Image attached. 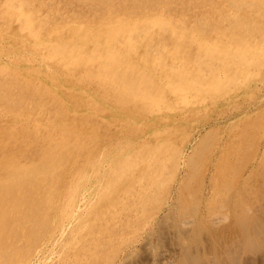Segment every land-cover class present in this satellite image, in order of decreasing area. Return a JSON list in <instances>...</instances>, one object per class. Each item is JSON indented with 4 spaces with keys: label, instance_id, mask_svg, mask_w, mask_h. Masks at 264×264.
<instances>
[{
    "label": "rangeland",
    "instance_id": "rangeland-1",
    "mask_svg": "<svg viewBox=\"0 0 264 264\" xmlns=\"http://www.w3.org/2000/svg\"><path fill=\"white\" fill-rule=\"evenodd\" d=\"M7 1L0 264H264V0Z\"/></svg>",
    "mask_w": 264,
    "mask_h": 264
},
{
    "label": "bare ground",
    "instance_id": "bare-ground-1",
    "mask_svg": "<svg viewBox=\"0 0 264 264\" xmlns=\"http://www.w3.org/2000/svg\"><path fill=\"white\" fill-rule=\"evenodd\" d=\"M6 1H7V0H6ZM15 1H16V0H15ZM22 1H23V0H22ZM75 1H76V0H75ZM105 1H106V0H105ZM32 2H33V1H31V3H32ZM34 2H35V1H34ZM6 3L8 4V1H7ZM11 3H12V2H11ZM24 3H25V2H24ZM48 3H49V2H48ZM50 3H51V2H50ZM50 3H49V4H50ZM106 3H107V2H106ZM239 3H240V1H239ZM250 3H251V2H250ZM4 4H5V3H4ZM9 4H10V3H9ZM51 4H52V3H51ZM97 4H98V3H97ZM137 4H138V3H137ZM246 4H247V3H246ZM259 4H261V2H260ZM259 4H258V5H259ZM263 4H264V3H263ZM25 5H26V4H25ZM35 5H36V3H35ZM35 5H34V7H35ZM228 5H229V4H228ZM238 5H240V4H238ZM238 5H237V6H238ZM255 5H256V3H255ZM5 6H6V5H5ZM16 6H17V5H16ZM43 6H44V5H43ZM49 6H50V5H49ZM106 6H107V5H106ZM252 6H253V5H252ZM263 6H264V5H263ZM1 7H2V5H1ZM8 7H9V6H8ZM8 7H7V8H8ZM12 7H13V6H12ZM17 7H19V6H17ZM97 7H98V6H97ZM228 7H229V6H228ZM247 7H248V6H247ZM3 8H4V6H3ZM13 8H14V7H13ZM42 8H43V7H42ZM211 8H212V7H211ZM249 8H251V7H249ZM249 8H247L248 11H249ZM259 8H260V7H259ZM101 9H102V8H101ZM103 9H104V7H103ZM107 9H108V8H107ZM224 9H225V8H224ZM240 9H241V7H240ZM253 9H254V8H253ZM15 10H17V9H15ZM76 10H77V9H76ZM105 10H106V9H105ZM228 10H229V9H228ZM233 10H234V9H233ZM242 10H243V9H242ZM260 10H261V9H260ZM39 11H40V10H39ZM56 11H57V10H56ZM72 11H73V10H72ZM113 11H114V10H113ZM217 11H218V10H217ZM237 11H238V10H237ZM32 12H33V11H32ZM64 12H65V11H64ZM234 12H235V11H234ZM252 12H253V11H252ZM256 12H257V11H256ZM256 12H255V13H256ZM35 13H36V12H35ZM38 13H39V12H38ZM50 13H51V12H50ZM219 13H220V12H219ZM237 13L241 14L240 11H238ZM242 13H243V11H242ZM250 13H251V12H250ZM260 13H261V12H260ZM3 14H4V13H3ZM5 14H6V12H5ZM8 14H9V13H8ZM27 14H28V13H27ZM73 14H74V13H73ZM251 14H253V13H251ZM16 15H18V14H16ZM242 15H243V14H242ZM244 15H246V12H245ZM254 15H255V14H254ZM6 16H7V15H6ZM33 16H34V15H33ZM224 16H227V15H224ZM228 16H229V15H228ZM235 16H236V15H235ZM251 16H252V15H250L249 17H251ZM262 16H263V14H262ZM0 17H1V16H0ZM39 17H40V16H39ZM46 17H47V15H46ZM72 17H73V16H72ZM132 17H133V16H132ZM214 17H215V16H214ZM220 17H221V16H220ZM259 17H260V16H259ZM15 18H16V17H15ZM40 18H41V17H40ZM40 18H39V19H40ZM52 18H53V17H52ZM75 18H76V17H75ZM112 18H113V16H112ZM153 18H154V17H153ZM168 18H169V17H168ZM168 18H167V19H168ZM234 18H235V17H234ZM236 18H237V17H236ZM7 19H8V18H7ZM53 19H54V18H53ZM117 19H118V18H117ZM170 19H171V18H170ZM227 19L229 20V18H227ZM3 20L5 21V18H4ZM16 20H17V19H16ZM19 20H20V19H19ZM40 20H41V19H40ZM44 20H45V19H44ZM51 20H52V19H51ZM71 20H72V19H71ZM140 20H141V19H140ZM156 20H157V19H156ZM218 20H219V19H218ZM218 20H217V21H218ZM7 21H8V20H7ZM10 21H11V20H10ZM10 21H9V22H10ZM22 21H23V20H22ZM45 21H46V20H45ZM52 21H53V20H52ZM68 21H69V20H68ZM74 21H75V20H74ZM116 21H117V20H116ZM120 21H121V20H120ZM120 21H119V22H120ZM145 21H146V19H145ZM161 21H162V20H161ZM167 21H168V20H167ZM213 21H214V20H213ZM215 21H216V19H215ZM13 22H14V21H13ZM13 22H12V23H13ZM19 22H20V21H19ZM38 22H39V21H38ZM109 22H111V21H109ZM112 22H113V21H112ZM131 22H133V21H131ZM134 22L136 23V21H134ZM138 22H139V21H138ZM148 22H149V19H148ZM158 22H159V21H158ZM203 22H204V21H203ZM7 23H8V22H7ZM50 23H51V22H50ZM52 23H53V22H52ZM69 23H70V21H69ZM120 23H121V22H120ZM127 23H129V20L127 21ZM167 23H168V22H167ZM171 23H172V22H171ZM171 23H170V24H171ZM199 23H200V22H199ZM21 24H22V23H21ZM45 24H46V23H45ZM45 24H44V25H45ZM62 24H63V23H62ZM137 24H138V23H137ZM164 24H166V23H164ZM197 24H198V23H197ZM205 24H207V22H205ZM213 24H214V23H213ZM3 25H4V24H3ZM10 25L12 26V24H10ZM32 25H33V24H32ZM39 25H40V24H39ZM58 25H59V24H58ZM70 25H71V24H70ZM85 25H86V24H85ZM117 25H119V24H117ZM124 25H126V24L124 23L123 26H124ZM127 25H128V24H127ZM127 25H126V27H127ZM130 25H131V24H130ZM130 25H128V26H130ZM223 25H224V24H223ZM40 26H41V25H40ZM59 26H60V25H59ZM62 26H64V25H62ZM73 26H74V25H73ZM83 26H84V25H83ZM83 26H82V27H83ZM89 26H90V25H89ZM121 26H122V25H120L119 27H121ZM154 26H155V25H154ZM211 26H212V25H211ZM7 27H8V26H7ZM74 27H75V26H74ZM77 27H78V26H77ZM82 27H81V28H82ZM87 27H88V26H87ZM92 27H93V26H92ZM96 27H97V26H96ZM100 27H101V30H102V26H100ZM103 27H104V26H103ZM119 27H118V29H119ZM126 27H125V28H126ZM137 27H138V26H137ZM191 27H192V26H191ZM201 27H202V26H201ZM206 27L208 28L207 25H206ZM8 28H9V27H8ZM25 28H27V26H26ZM51 28H52V27H51ZM54 28H55V27H54ZM64 28H67V27L64 26ZM64 28H63V29H64ZM78 28H79V27H78ZM78 28H77V29H78ZM83 28H85V27H83ZM196 28H197V26H196ZM220 28H221V27H220ZM35 29H36V28H35ZM38 29H39V28H38ZM92 29H93V28H92ZM127 29H128V27H127ZM199 29H200V28H199ZM3 30H4V29H3ZM13 30H14V29H13ZM46 30H47V29H46ZM58 30H59V28H58ZM83 30H84V29H83ZM83 30L80 29V31L78 30L77 32H81V31L83 32ZM87 30H88V29H87ZM90 30H91V29H90ZM97 30H98V29H97ZM119 30H120V29H119ZM150 30H151V29H150ZM191 30H192V29H191ZM27 31H29V30H27ZM42 31H43V30H42ZM49 31H50V30H49ZM64 31H65V30H64ZM84 31H85V30H84ZM88 31H89V30H88ZM88 31H87V32H88ZM91 31H92V30H91ZM99 31H100V29H99ZM99 31H98V33H99ZM178 31H179V30H178ZM178 31H177V32H178ZM180 31H181V30H180ZM35 32H36V30H35ZM51 32H52V31H51ZM100 32H101V31H100ZM106 32H107V31H106ZM110 32H111V31H110ZM177 32H176V35H177ZM209 32H210V31H209ZM30 33H32L31 30L29 31L28 34H30ZM33 33H34V32H33ZM84 33H85V32H84ZM98 33H97V34H98ZM101 33H102V32H101ZM159 33H160V32H159ZM178 33H179V32H178ZM185 33H187V32L185 31ZM188 33H189V31H188ZM199 33H200V31H199ZM201 33H202V32H201ZM54 34H55V32H54ZM105 34H106V33H105ZM109 34H110V33H109ZM143 34H144V33H143ZM180 34H181V32H180ZM192 34H193V33H192ZM194 34H195V33H194ZM216 34H217V33H216ZM32 35H34V34H32ZM39 35H40V34H39ZM91 35H93V33H91ZM107 36H108V35H107ZM183 36H184V37H183ZM183 36H181V38L183 37V39H185V35H184V34H183ZM49 37H50V36H49ZM85 37H86V36H85ZM93 37H94V36H93ZM102 37H103V36H102ZM105 37H106V35H105ZM144 37H145V36H144ZM188 37H189V35H188ZM188 37H187V39H190V40L192 39L191 37H189V38H188ZM192 37H193V36H192ZM95 38H96V37H95ZM196 38H197V37H196ZM67 39H68V38H67ZM85 39H87V37H86ZM85 39H84V40H85ZM138 39H139V38H138ZM187 39H186V40H187ZM193 39H195V38H193ZM193 39H192V40H193ZM73 40H75V39H73ZM97 40H98V39H97ZM118 40H119V39H118ZM131 40H132V39H131ZM133 40H134V39H133ZM140 40H141V39H140ZM168 40H169V39H168ZM69 41H70V40H69ZM79 41H80V40H79ZM81 41H82V40H81ZM104 41H106V40L104 39ZM35 42H36V41H35ZM54 42H55V41H54ZM58 42H59V39H58ZM94 42H95V40H94ZM121 42H122V41H121ZM203 42H204V41H203ZM206 42H207V41H206ZM44 43L49 44V43H47V42H44ZM44 43H43V44H44ZM52 43H53V42H52ZM64 43H65V42H64ZM66 43H67V42H66ZM71 43H72V42H71ZM73 43H74V42H73ZM73 43H72V44H73ZM88 43H89V42H88ZM122 43H123V42H122ZM185 43H186V42H185ZM40 44H42V43H40ZM54 44L57 45L56 42H55ZM62 44H63V43H62ZM74 44H75V43H74ZM74 44H73V45H74ZM94 44L96 45V43H94ZM135 44H136V43H135ZM137 44H138V43H137ZM137 44H136V45H137ZM186 44H187V43H186ZM199 44H200V42L198 43V45H199ZM201 44H202V43H201ZM73 45L70 46V49H71V47H72ZM75 45H76V44H75ZM97 45H99L98 42H97ZM118 45H119V43H118ZM133 45H134V44H133ZM202 45H203V44H202ZM202 45H201V46H202ZM48 46H49V45H48ZM50 46H51V45H50ZM93 46H94V45H93ZM183 46H184V45H183ZM215 46H218V45L216 44ZM219 46H220V45H219ZM53 47H54V46H53ZM56 47H57V46H56ZM56 47H55V49H56ZM59 47H60V46H59ZM65 47H66V44H65ZM65 47H64V48H65ZM67 47H68V46H67ZM77 47H79V46H77ZM100 47H101V46H100ZM202 47H204V46H202ZM207 47H208V45H207ZM60 48H61V50H62V47H60ZM80 48H81V47H80ZM83 48H84V47H83ZM83 48H82V50H83ZM93 48H94V47H93ZM113 48H114V47H113ZM179 48H180V47H179ZM179 48H178V49H179ZM68 49H69V48H68ZM75 49H76V48H75ZM110 49H111V48H110ZM132 49H133V48H132ZM141 49H142V48H141ZM155 49H156V48H155ZM65 50H66V49H65ZM72 50H73V48H72ZM72 50H71V51H72ZM82 50H80V53L82 52ZM94 50H95V49H94ZM96 50H97V49H96ZM111 50H112V49H111ZM50 51H51V50H50ZM50 51H49V52H50ZM54 51H57V50H54ZM73 51H74V50H73ZM73 51H72V52H73ZM89 51H90V50H89ZM97 51H98V50H97ZM97 51H96V52H97ZM106 51H107V50H106ZM116 51H117V50H116ZM60 52H61V51H59V53H60ZM65 52H66V51H65ZM167 52H168V51H167ZM57 53H58V51H57ZM78 53H79V52H78ZM80 53H79V55H81ZM111 53H112V52H111ZM134 53H135V51H134ZM136 53H137V52H136ZM148 53H149V52H148ZM148 53H147V54H148ZM181 53H182V52H181ZM74 54H75V53H74ZM83 54L85 55V53H83ZM86 54H87V53H86ZM105 54H106V52H105ZM121 54H122V53H121ZM139 54H140V53H139ZM47 55H49V54H47ZM50 55H52V54H50ZM53 55H54V54H53ZM55 55H56V54H55ZM60 55H63V54H60ZM77 55H78V54H77ZM112 55H113V54H112ZM135 55H136V54H135ZM158 55H159V54H158ZM42 56H43V55H42ZM129 56H130V55H129ZM142 56H143V55H142ZM142 56H141V57H142ZM145 56H146V55H145ZM151 56H152V55H151ZM161 56H162V55H161ZM66 57H67V55H66ZM83 57H85V56H83ZM87 57H88V56H87ZM152 57H153V56H152ZM167 57H168V56H167ZM167 57H166V58H167ZM197 57H198V56H197ZM40 58H41V57H40ZM40 58H39V59H40ZM56 58H57V57H56ZM63 58H64V57H63ZM74 58H75V57H74ZM76 58H77V56H76ZM79 58H80V57H79ZM142 58L144 59V57H142ZM164 58H165V57H164ZM64 59H65V58H64ZM69 59H70V58H69ZM89 59H90V58H89ZM127 59H128V57H127ZM139 59H141V58H140V55H139ZM161 59H162V58H161ZM161 59H160V60H161ZM167 59H168V58H167ZM172 59H173V58H172ZM165 60H166V59H165ZM178 60H179V59H177V60H175V61H178ZM43 61H44V60H43ZM45 61H46V60H45ZM88 61H89V60H88ZM94 61H95V60H94ZM133 61H135V60H133ZM140 61H142V59H141ZM153 61H154V60H153ZM48 62H50V61H48ZM66 62H67V61H66ZM68 62H69V61H68ZM137 62H138V61H137ZM142 62H143V61H142ZM144 62H145V61H144ZM151 62H152V61H151ZM154 62H155L154 65H157V64H156V61H154ZM162 62H163V60H162ZM169 62H170V61H169ZM79 63H81V62H79ZM82 63H83V62H82ZM89 63H90V62H89ZM92 63H93V62H92ZM134 63H135V62H134ZM166 63H167V62H166ZM200 63H201V62H200ZM149 64H150V63H149ZM67 65H68V64H67ZM94 65H95V64H94ZM96 65H97V63H96ZM104 65H105V64H104ZM144 65H145V64H143V66H144ZM161 65H162V64H161ZM165 65H167V64H164V66H165ZM61 66H64V64L61 65ZM98 66H99V65H98ZM149 66H150V65H149ZM157 66H158V65H157ZM159 66H160V65H159ZM172 66H173V65H172ZM69 67H70V66H69ZM86 67H87V66H86ZM105 67H108V66H105ZM147 67H148V65H147ZM178 67H179V66H178ZM70 68H71V67H70ZM80 68H81V67H80ZM88 68H91V67H88ZM111 68H112V67H111ZM142 68H144V67H142ZM145 68H146V67H145ZM145 68H144V69H145ZM165 68H168V67H165ZM114 69H116V68H113V70H114ZM144 69H143V70H144ZM152 69H154V68H152ZM157 69H158V68H157ZM175 69H176V68H175ZM79 70H80V69H79ZM145 70H146V69H145ZM159 70H161V69H159ZM67 71H68V70H67ZM99 71H100V70H99ZM81 72H82V71H81ZM109 72H110V71H109ZM141 72H142V71H141ZM149 72H150V71H149ZM151 72H152V71H151ZM151 72H150V73H151ZM156 72H157V71H156ZM156 72H155V73H156ZM165 72H166V70H165ZM70 73H72V71H70ZM92 73H94V71H93ZM99 73H100V72H99ZM104 73H105V72H104ZM145 73H146V71H145ZM150 73H148V74H150ZM158 73H159V72H158ZM78 74H79V73H78ZM105 75H106V74H105ZM139 75H140V74H139ZM145 75H146V74H145ZM157 75H158V74H157ZM174 75H176V73H175ZM67 76H69V75H67ZM71 76H73V74H72ZM78 76H79V75H78ZM142 76H144V75L142 74ZM161 76H162V75H161ZM161 76H160V77H161ZM69 77H70V76H69ZM136 77L138 78V76H136ZM171 77H172V76H171ZM79 78L82 79V76L79 77ZM149 78H150V75H149ZM151 78H152V77H151ZM162 78H163V77H162ZM162 78H161V79H162ZM158 79H159V78H158ZM163 80H165V78H164ZM171 80H172V79H171ZM175 80H176V79H175ZM160 81H161V80H160ZM168 82H169V81H168ZM173 82H174V80H173ZM142 84H143V83H142ZM172 84H173V83H172ZM144 87H145V86H144ZM141 89H142V88H141ZM44 90H45V88H44ZM35 92H36V90H35ZM50 92H51V91H50ZM83 103H84V102H83ZM92 106H94V105H92ZM90 108H91V107H90ZM88 109H89V107H88ZM91 111H92V110H91ZM39 120H40V119H39ZM37 122H38V121H37ZM32 123H33V122H32ZM39 123H40V121H39ZM53 124H54V123H53ZM26 127H28V126L26 125ZM26 127H25V128H26ZM35 128H36V127H35ZM31 129H32V128H31ZM29 130H30V129H29ZM61 131H62V130H60V132H61ZM10 133H11V132H10ZM46 133H47V132H46ZM61 133H62V132H61ZM65 133H66V132H65ZM68 133H69V132H68ZM29 134H31V133L29 132ZM41 134H42V133H41ZM48 134H49V133H48ZM58 134H60V133H58ZM11 135H12V134H11ZM11 135H10V136H11ZM32 135H33V133H32ZM39 135H40V133H39ZM52 135L55 136V135H56L55 132H54V134H52ZM60 135H61V134H60ZM79 135H80V134H79ZM79 135L77 134L78 137H79ZM25 136H27V135H25ZM40 136H41V135H40ZM42 136H43V135H42ZM47 136H48V135H47ZM16 137H17V136H16ZM65 137H66V136H65ZM71 137H72V136H71ZM23 138H24V137H23ZM41 138H42V137H41ZM43 138H44V137H43ZM60 138H63L62 135H61ZM66 138H67V137H66ZM75 138H77V137H75ZM12 139H13V138H12ZM55 139H56V138H55ZM63 139H64V138H63ZM15 140H16V138H15ZM52 140H53V139H52ZM58 140H59V139H58ZM58 140H57V141H58ZM75 140H76V139H75ZM11 141H13L12 144H14V139L11 140ZM28 141H29V140H28ZM16 142H17V140H16ZM16 142H15V143H16ZM25 142H26V141H25ZM31 142H32V140H31ZM55 142H56V141H55ZM78 142H79V141H77L76 143H78ZM26 143H27V142H26ZM9 144H11V142H10ZM55 144H56V143H55ZM14 145H17V143L14 144ZM51 145H52V144H51ZM78 145H79V144H78ZM12 146H13V145H12ZM17 146H18V145H17ZM17 146H13V147H17ZM19 146H20V145H19ZM41 146H42V145H41ZM10 147H11V146H10ZM42 147H43V146H42ZM11 148H12V147H11ZM11 148H10V149H11ZM20 148H21V147H20ZM10 149H9V150H10ZM43 149H44V147H43ZM7 151H8V150H7ZM13 151H14V149H13ZM15 151H16V150H15ZM40 151H41V150H40ZM42 151H44V150H42ZM70 154H71V152L69 153L68 156H70ZM41 157H42V156H41ZM43 158H44V157H43ZM60 158H61V157H60ZM68 158H69V157H68ZM60 160H61V159H60ZM38 161H39V160H38ZM29 162H30V161H29ZM56 162H57V161L55 160V163H56ZM60 162H61V161H60ZM63 162H64V161L62 160V163H63ZM21 163H22V162H21ZM34 164H35V163H34ZM36 164H37V162H36ZM49 164H51V162H50ZM59 164H61V163H59ZM31 165H32V164H31ZM25 166H26V165H25ZM41 166H42V165H41ZM46 166H47V165H46ZM46 166H45V167H46ZM49 166H50V165H49ZM52 166H53V165H52ZM26 167H28V166H26ZM21 168H22V166H21ZM21 168H20V169H21ZM46 168H47V167H46ZM46 168H44V169H46ZM18 170H19V169H18ZM16 171H17V170H16ZM25 172H26V171H25ZM27 172H28V171H27ZM6 173H7V172H6ZM6 173H5V174H6ZM12 173H13V172H12ZM28 173H29V172H28ZM5 174H4V178H7V177H5V176H6ZM24 175H25V174H24ZM28 175L30 176V174H28ZM28 175H27V176H28ZM11 176H12V174H11ZM16 176H17V175H16ZM18 176H20V175H18ZM18 176H17V177H18ZM1 177H2V179H4V178H3V175H2ZM1 177H0V178H1ZM13 177H14V176H13ZM20 177H21V176H20ZM20 177H19V178H20ZM8 178H9V177H8ZM13 179L15 180V177H14ZM13 179H12V181H13ZM23 179H24V178H23ZM0 180H1V179H0ZM5 180H6V179H5ZM8 181L12 182L11 180H8ZM16 181H17V179H16ZM13 183H14V182H13ZM4 184H5V183H4ZM12 185H13V184H12ZM15 186H16V185H15ZM0 194H1V193H0ZM38 206H39V205H38ZM38 206H37V207H38ZM16 211H17V209H16ZM9 215L11 216V213H10ZM18 215H19V214H18ZM36 215H37V214H36ZM36 215H35V216H36ZM123 217H124V216H123ZM126 217H127V216H126ZM128 217H130V216H128ZM13 219H14V218H13ZM30 219H31V218H30ZM30 219H29V220H30ZM124 219H125V218H124ZM29 220H28V221H29ZM13 223H14V222H13ZM25 224H26V223H25ZM23 225H24V224H23ZM23 225H22V226H23ZM12 226H13V225H12ZM29 226H30V224H29ZM1 227H2V226H1ZM23 228H24V227H23ZM26 228L28 229L29 227H26ZM26 228H25V230H27ZM21 230H22V229H21ZM3 231H4V230H3ZM17 231H18V230H17ZM4 232H5V231H4ZM6 232H7V231H6ZM20 232H21V231H20ZM18 233H19V232H18ZM21 233H22V232H21ZM0 234H1V233H0ZM13 234L15 235V233H13ZM16 234H17V232H16ZM22 235H23V234H21V236H22ZM16 236H18V235H16ZM13 237H14V236H13ZM13 237H12V238H13ZM14 239H15V238H14ZM16 241H17V239H16ZM10 243H11V242H10Z\"/></svg>",
    "mask_w": 264,
    "mask_h": 264
}]
</instances>
